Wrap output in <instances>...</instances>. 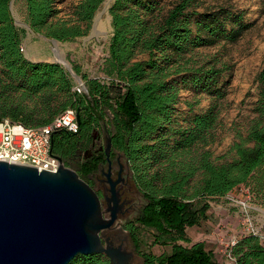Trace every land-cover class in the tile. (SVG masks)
Wrapping results in <instances>:
<instances>
[{"label":"trees","instance_id":"1","mask_svg":"<svg viewBox=\"0 0 264 264\" xmlns=\"http://www.w3.org/2000/svg\"><path fill=\"white\" fill-rule=\"evenodd\" d=\"M63 0H25L27 23L59 41L83 36L106 0H80L71 18L58 20ZM163 0H115L110 8L113 36L103 65L106 78L89 77L71 63L86 90L63 65L31 61L22 51L26 30L11 15V0H0V121L10 119L28 127L49 125L67 109L80 118V130L57 129L52 153L92 186L102 201L106 189L96 181L108 159L98 151L87 157L102 132L112 137L111 161H124L130 182L142 200L135 217L124 224L144 264H217L204 241L192 242L187 228L200 225L211 208L208 199L222 197L264 172V71L258 76V117L245 140L234 144L237 157L217 163L207 148L215 141L218 111L211 105L176 126L175 113L182 89L226 96L222 82L232 68L217 63L198 66L188 55L220 42L235 43L252 24L243 11L231 8L199 11L193 0H178L162 15ZM60 43V42H59ZM79 121V120H78ZM121 165V164H120ZM199 179L196 186L192 182ZM264 188V174L258 178ZM153 243L170 246L160 256L141 252L144 230ZM235 264H264V245L249 234L237 240ZM71 264H111L105 255L80 256Z\"/></svg>","mask_w":264,"mask_h":264},{"label":"rangeland","instance_id":"2","mask_svg":"<svg viewBox=\"0 0 264 264\" xmlns=\"http://www.w3.org/2000/svg\"><path fill=\"white\" fill-rule=\"evenodd\" d=\"M80 0H63L59 4L60 13L55 18L68 20L71 18L72 8ZM107 1V0H106ZM178 0H163L162 15L173 7ZM101 4L92 21L90 29L83 36H78L69 41H59L61 50L56 54L50 42L40 38L26 30V37L22 44V51L28 59L39 61L55 60L58 57L65 58L70 63L80 65L83 73L89 77L106 78L103 65L110 56V43L113 36L111 14L103 17L105 29L101 35L95 33L96 18L104 8ZM193 8L199 11L217 10L219 8H231L243 11L251 28L235 43L220 42L212 47L196 49L189 57L193 62L201 66L207 63H217L219 67L227 65L231 70L224 73L222 82L227 94L221 99H216L208 93H197L186 87L180 93V103L175 113L176 126H188L191 118L215 105L218 111V125L215 129V141L207 146L217 163L233 161L237 155L233 149L234 144L245 140L254 120L258 117L255 107L259 99L260 82L258 76L264 71V0H193ZM14 16L27 22V10L25 0H14ZM110 20V21H109ZM31 59H30V58ZM31 60V61H34ZM102 145L105 146V134L102 132ZM120 164H125L121 161ZM120 164H113V174L117 178ZM123 176L129 169L126 165ZM107 171V167H105ZM264 174L257 172L249 182L239 185L233 191L222 197L206 198L211 205L207 217L201 219L200 225L188 227L187 234L192 242L204 241L207 249L212 250L217 264H235L226 253L225 242L249 234L259 236L264 245V188L259 185L258 178ZM102 176L96 181V187L103 189ZM126 186L129 198L133 199V208L130 212L120 215L119 221L125 224L133 219L141 206L142 200L135 186L130 182ZM199 179L192 182L196 186ZM153 231L144 230L141 252L151 253L157 256L170 252V246H162L153 243ZM127 248L135 254L132 264H144L143 258L137 253L131 237Z\"/></svg>","mask_w":264,"mask_h":264},{"label":"water","instance_id":"3","mask_svg":"<svg viewBox=\"0 0 264 264\" xmlns=\"http://www.w3.org/2000/svg\"><path fill=\"white\" fill-rule=\"evenodd\" d=\"M13 3L11 0L10 12L17 26L51 45L59 42L18 20ZM52 62L63 65L87 91L67 59ZM101 150L109 163L103 171V181L108 184L105 201L61 158L55 172L0 161V264H71L80 256L96 254L105 255L111 264L133 263L135 254L125 250L127 236L111 231L103 242L105 232L119 220L128 201L122 199L119 188L125 180L123 164L117 178L113 176L111 136L107 135Z\"/></svg>","mask_w":264,"mask_h":264},{"label":"built area","instance_id":"4","mask_svg":"<svg viewBox=\"0 0 264 264\" xmlns=\"http://www.w3.org/2000/svg\"><path fill=\"white\" fill-rule=\"evenodd\" d=\"M76 89L79 92L84 90L79 84ZM57 129L79 132L80 123L74 109H67L49 125L38 128L28 127L10 119L0 121V161L36 167L39 171H57L61 162L57 156L53 155L51 149L52 134ZM220 242L226 243L227 256L235 260L231 249L237 243V239L225 242L221 238Z\"/></svg>","mask_w":264,"mask_h":264},{"label":"flooded vegetation","instance_id":"5","mask_svg":"<svg viewBox=\"0 0 264 264\" xmlns=\"http://www.w3.org/2000/svg\"><path fill=\"white\" fill-rule=\"evenodd\" d=\"M101 147H104L102 144H99L98 142H94L91 149H90V152L89 154L87 155V157L89 158H92L94 156V154L98 151V149L100 150V152H103L104 150H101ZM115 162L112 161V165L114 164ZM109 165V163H108ZM107 169H108V166H107ZM126 168H124V172H125ZM123 172V173H124ZM128 174L125 173V180L124 182H122L121 184H119V188H120V192L122 193V199H126L128 201L127 205L125 206L124 208V212L120 215H123L125 212H130L133 208V199H130L129 198V194L127 193L128 190L126 189V186L128 185L129 183V177L127 176ZM114 176V174H113ZM117 176H118V173H117ZM105 178L104 175H102V178H101V183L105 186V189H106V194H108V190H107V187H108V184L103 181V179ZM115 178V177H114ZM120 218V216H119ZM111 231L112 232H119L121 235H124V236H127V241H126V246H125V250L129 251L128 248H127V244H128V241L130 240V234L128 232V230L125 229L124 227V224H122L119 220L116 222V224L108 229L106 232H105V237L103 238V242L106 243V239L109 236H111ZM131 252V251H129Z\"/></svg>","mask_w":264,"mask_h":264},{"label":"bare ground","instance_id":"6","mask_svg":"<svg viewBox=\"0 0 264 264\" xmlns=\"http://www.w3.org/2000/svg\"><path fill=\"white\" fill-rule=\"evenodd\" d=\"M115 0H107L105 2V5H104V8L102 9V11L98 14L97 18H96V27H95V33L97 35H101L102 32L104 31L105 29V23L103 22V17L106 16V15H109V11H110V8L112 6V4L114 3ZM110 21V20H109ZM52 46V49L53 51L58 54L59 51L61 50L60 48V45H59V42H54ZM30 58V57H29ZM31 59V58H30ZM66 58H65V55H63V57H58L56 55V58L54 61H64ZM31 60H34V59H31ZM34 61H39V60H34Z\"/></svg>","mask_w":264,"mask_h":264}]
</instances>
